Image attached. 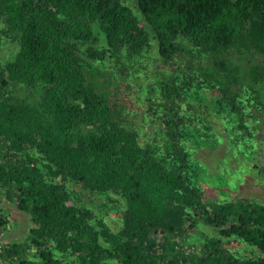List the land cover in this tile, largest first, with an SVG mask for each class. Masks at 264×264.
Returning <instances> with one entry per match:
<instances>
[{"label":"trees","instance_id":"16d2710c","mask_svg":"<svg viewBox=\"0 0 264 264\" xmlns=\"http://www.w3.org/2000/svg\"><path fill=\"white\" fill-rule=\"evenodd\" d=\"M134 2L137 12L123 0H0V49L15 48L0 57V195L30 221L0 259L264 264V204L208 198L192 158L220 139L210 115L230 147H249L255 123L232 88L231 53L264 58V0ZM151 40L160 68L144 85L139 62ZM241 68L242 92L257 106L264 64ZM126 112L155 131L141 141ZM69 184L101 196L105 211L79 203ZM109 211L121 220L116 232ZM6 215L0 209L1 229Z\"/></svg>","mask_w":264,"mask_h":264},{"label":"rangeland","instance_id":"374dc122","mask_svg":"<svg viewBox=\"0 0 264 264\" xmlns=\"http://www.w3.org/2000/svg\"><path fill=\"white\" fill-rule=\"evenodd\" d=\"M123 2L137 12L134 0H123ZM15 48L11 44H5L0 49L1 60L9 59ZM232 64L237 68L238 72L232 77V88L237 91L240 98L243 100L245 108L252 115V120L255 123V130L253 135L249 138L246 144L249 145L246 151L235 150L229 145V136L224 126L215 116H207L210 122L212 131L215 132L220 139L217 142H212V138H209L206 142H203L201 146L197 147L193 151V157L197 166L203 169L204 172H199L200 184L208 196L211 199L217 200H235L243 199L254 201L264 204V96L263 98L256 97L259 104L256 106L254 101L247 102V97L242 92L243 80L240 78V73L242 68H246L249 63L264 64V58L256 55L247 53L241 55V60L238 61V54L231 53ZM156 42L151 40V46L147 52L143 54L140 60V65L147 67L148 76L147 78H142L139 82L142 84H147L148 81L153 77V71H157L160 68V62L158 60ZM241 66V67H240ZM108 70L104 71L107 79L114 82L108 74ZM161 75L163 77H168L169 73L164 72ZM103 78H100L102 82ZM223 81H227V78H223ZM138 86H134L132 89H138ZM114 87L109 85V92ZM262 90L258 93L264 95V85ZM248 89V88H247ZM139 91V89L137 90ZM19 95H23L24 90L17 91ZM31 93L32 97H38L39 92L36 90L28 89L27 93ZM132 95V98H135ZM138 97L145 98V95L139 93ZM255 99V98H254ZM199 107V106H198ZM258 108V110L256 109ZM128 111V110H127ZM201 111V109H199ZM203 113V112H202ZM122 118L131 123L139 132L140 140H144V134H152L155 131V125L141 123V117L139 113L126 112L125 116ZM74 193L77 195V201L79 203L88 205L97 211L98 213H103L105 208L103 207L104 200L101 196L92 194L87 190L77 186L71 185ZM0 209L5 212L8 217V224L5 228H0V249L1 245L11 242L22 241L27 235L30 221L26 214L21 213L17 210L15 203L7 200L2 195H0ZM109 214L105 217V222L110 227L113 232H116L121 227V220L116 214ZM204 230H208L203 228ZM207 231V232H208ZM231 251L236 250L233 247H228ZM240 253L248 251L245 247L238 248ZM0 264H5V262L0 259Z\"/></svg>","mask_w":264,"mask_h":264},{"label":"built area","instance_id":"2783aa9c","mask_svg":"<svg viewBox=\"0 0 264 264\" xmlns=\"http://www.w3.org/2000/svg\"><path fill=\"white\" fill-rule=\"evenodd\" d=\"M190 250H191V249H190ZM186 252H189V249H188Z\"/></svg>","mask_w":264,"mask_h":264}]
</instances>
